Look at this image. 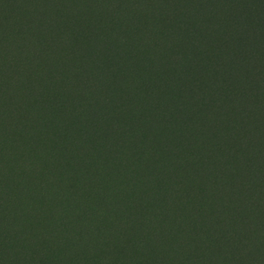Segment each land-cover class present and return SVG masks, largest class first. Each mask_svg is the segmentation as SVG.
Wrapping results in <instances>:
<instances>
[{
    "label": "trees",
    "instance_id": "obj_1",
    "mask_svg": "<svg viewBox=\"0 0 264 264\" xmlns=\"http://www.w3.org/2000/svg\"><path fill=\"white\" fill-rule=\"evenodd\" d=\"M114 1L129 25L90 5L105 41L75 40L88 100L46 102L40 122L103 159L104 181L81 174L102 198L44 204L35 183L6 182L0 264H264V0ZM103 135L113 152L94 150Z\"/></svg>",
    "mask_w": 264,
    "mask_h": 264
},
{
    "label": "rangeland",
    "instance_id": "obj_2",
    "mask_svg": "<svg viewBox=\"0 0 264 264\" xmlns=\"http://www.w3.org/2000/svg\"><path fill=\"white\" fill-rule=\"evenodd\" d=\"M90 5L103 7L116 22L123 26L129 25V20L125 19L129 18L125 16L128 9H114L117 7L114 0H104L103 3L99 0H0V42H4L0 47V189L5 187L6 182L17 181L24 185L35 183L33 185L36 186L40 202L45 204L49 199L58 202L60 195H63L65 197H61V200L66 207L69 202L71 205L84 204L98 202L102 198L100 193L96 197V192L85 189L81 174H98V178L104 181V174L110 173L105 171L107 165L103 166V159L97 162L96 155L84 149L74 151L76 148H72L73 143L82 140H74L73 131L68 125L64 133L57 134L50 123L44 128L40 123L45 120L44 103L47 102L50 109L58 99L67 101L69 98L72 102V97H78L76 101L85 102L89 98V93L80 91L86 79L77 70L82 68L84 72L90 63L88 61L82 66L81 60L88 57L82 59L79 55L77 58L80 59H77L75 56L81 50L75 52L74 45L76 39L85 43L105 41L103 33H97L99 27L93 29L85 18L90 12ZM65 9L73 12L66 14ZM49 12L55 15H48ZM84 19L88 35L82 36L78 33V27ZM19 48L26 51L19 54ZM36 49L43 53L42 59L33 53ZM56 66L63 68L58 72L59 75L51 74ZM112 97L111 93L108 100ZM84 108L90 110V103ZM50 119H55V113ZM36 134H40L38 138ZM103 136L91 138L94 150L104 153L111 148L110 152H113L112 136ZM181 159L180 174L185 176L190 171V164ZM108 160L106 158L105 162ZM110 160V163L116 161L114 158ZM85 163L89 164L88 168L83 165ZM101 165L102 168H97L95 172L87 171ZM82 169L84 173H75ZM185 183L181 178V186ZM51 186L49 193H44ZM111 186L108 182V188ZM39 191L43 198L39 196ZM35 258L38 264L45 261L42 255ZM20 263L31 264L26 259Z\"/></svg>",
    "mask_w": 264,
    "mask_h": 264
}]
</instances>
